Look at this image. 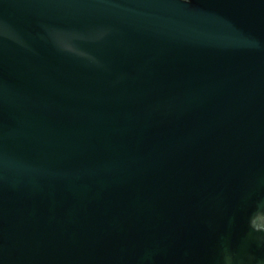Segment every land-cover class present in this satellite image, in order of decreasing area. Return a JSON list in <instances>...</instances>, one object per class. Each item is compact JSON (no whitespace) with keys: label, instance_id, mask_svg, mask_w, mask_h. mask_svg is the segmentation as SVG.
<instances>
[{"label":"water","instance_id":"water-1","mask_svg":"<svg viewBox=\"0 0 264 264\" xmlns=\"http://www.w3.org/2000/svg\"><path fill=\"white\" fill-rule=\"evenodd\" d=\"M0 264H264V0H0Z\"/></svg>","mask_w":264,"mask_h":264}]
</instances>
